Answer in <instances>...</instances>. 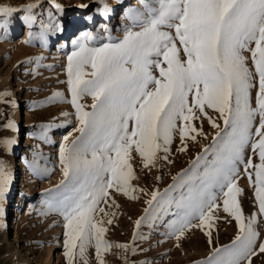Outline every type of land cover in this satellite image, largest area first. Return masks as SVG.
<instances>
[{"label": "snow or ice", "instance_id": "obj_1", "mask_svg": "<svg viewBox=\"0 0 264 264\" xmlns=\"http://www.w3.org/2000/svg\"><path fill=\"white\" fill-rule=\"evenodd\" d=\"M139 3L141 9H126L125 18L131 26L118 42L94 46L96 37L86 33L67 57L71 99L65 102L75 110L76 127L59 145L62 179L47 190L49 198L44 201L46 208L64 221L66 262L88 264L86 253L92 246L97 264H105L103 253L113 245L104 238L103 218L96 217L98 213L114 215L101 206L109 204V190L129 199H138L137 191L144 192L130 183L136 178L130 163L132 150L141 157L144 168L155 167L157 160L168 161L177 133L182 144L177 150L181 152L187 150L186 139L195 142L197 136H205L193 121L206 117L211 127L218 129L212 142L190 161L188 169L172 177L173 184L163 193H150L145 215L135 226L139 228L146 219H158L154 213L170 212L173 218L166 224L168 236L179 241L198 228L211 245L214 221L222 208L235 221L237 235L230 244L213 248L199 264H251L257 252L264 253V241L257 250V217L255 213L244 216L237 180L238 166L243 164L259 214L264 216V0ZM37 6L0 7V28L7 27L5 15L18 11L26 13L21 19L31 25ZM55 7L62 10L58 4ZM110 11L107 5L100 9L105 16ZM55 27L59 29V25ZM245 53L250 54L252 68ZM254 78L258 82L255 107L251 104ZM8 95L0 92V102ZM57 97L62 98L63 93L55 92L49 100ZM84 97L92 99L90 111L81 103ZM206 109L218 117L213 119ZM62 115L68 117L69 113ZM257 117L258 124H254ZM217 120L223 122L222 127ZM6 126L15 130L11 121ZM13 143L4 140L3 146L10 149ZM249 144L258 163H253L252 156L245 162L244 149ZM10 183L11 176L0 160V205ZM176 189L181 190L179 199L171 196ZM3 215L0 206V217ZM112 222L107 220V224ZM136 238L134 232L133 240ZM115 247L127 251L130 245ZM131 252L134 255L136 248Z\"/></svg>", "mask_w": 264, "mask_h": 264}, {"label": "rangeland", "instance_id": "obj_2", "mask_svg": "<svg viewBox=\"0 0 264 264\" xmlns=\"http://www.w3.org/2000/svg\"><path fill=\"white\" fill-rule=\"evenodd\" d=\"M101 3L109 9L116 5V13L112 18L108 16L107 20L98 19L92 25L87 24L86 18ZM134 3L135 0H102L99 3L97 0H0V7L22 9L28 4L38 5L33 9L35 20L27 34V24L21 19L26 14L23 11L15 12L10 17L5 15L3 18L8 20L7 27L0 28V92L9 93L0 102V160L5 163L11 176L5 200L0 205L4 208V215L0 217V264H67L63 254L64 221L61 216L49 211L44 201L49 198L47 190L53 189L62 179L59 145L63 137L76 127L75 110L70 103L65 102L71 99L66 83L67 57L76 50V42L71 44V36L85 29L84 36L91 29L90 33L96 37L94 46L118 42L125 28L131 26V21L125 18L126 9L142 8L140 3L139 6ZM57 4L61 6L60 13L55 7ZM56 25H59L58 30ZM14 29H17L16 32H13ZM61 40H66L63 42L66 49L58 53ZM245 55L249 57L248 65L252 68L250 54ZM253 83L256 87L251 90V104L255 107V92L258 88L255 78ZM55 92L63 93V97L49 100ZM81 103L88 106L86 110H91V97H84ZM26 110L29 116H26ZM206 111L213 119L218 117V113L213 110ZM65 112L69 113L68 117L62 115ZM10 121L15 124V130L6 126ZM217 123L223 126L222 121L217 120ZM193 124L202 129L207 138L197 136L195 142L186 139L187 150L181 152L177 150L182 147L177 133L168 154L170 162L157 160L155 167L144 168L141 157L132 150L130 163L136 178L130 183L144 192L137 191L135 195L138 199H129L114 189L109 190V204L101 206L114 215L98 213L96 217L97 220L103 218L107 229L104 238L113 245L108 252L103 253L105 264H126V260L129 264H199L207 259L213 248L230 244L237 235L235 221L223 213L222 208L217 213L219 218L214 221L211 245L208 237L198 228L186 232L179 241L168 236L166 224L173 218L170 212L154 213L158 219H146L139 228L135 226V221L145 215L144 209L148 207L145 201L150 198V193L153 190L163 193L173 184L172 177L188 169L190 161L212 142V137L218 131L211 127L206 117L194 120ZM254 124H258V117ZM4 140H14L15 143L6 149ZM22 156L27 167V179L22 178L19 166ZM249 156H252L253 163L259 162L250 144L244 149L245 162ZM238 169L237 184L242 189L238 201L245 217L256 214L258 250L259 242L264 241V216L259 214L254 188L244 173L243 164ZM200 171H203L202 167ZM180 195V189L171 193L175 199H179ZM20 196H24L21 216L16 228L11 230ZM112 200L115 204H111ZM218 203L222 205V201ZM109 218L113 221L111 224H107ZM134 232L137 233L135 240ZM118 244H128L130 247L125 251L115 247ZM132 247L136 248L134 255ZM86 259L88 264H97L94 247H88ZM251 264H264V253L257 252Z\"/></svg>", "mask_w": 264, "mask_h": 264}, {"label": "bare ground", "instance_id": "obj_3", "mask_svg": "<svg viewBox=\"0 0 264 264\" xmlns=\"http://www.w3.org/2000/svg\"><path fill=\"white\" fill-rule=\"evenodd\" d=\"M136 1V6H139V0H135ZM97 6V5H96ZM115 6L116 5H113L110 9L111 11L107 14V16L105 15H101L100 13V9L104 7V4L101 3L99 4L97 7H95L93 9V12L91 13V15L89 17L86 18V21H87V24H93L94 22H96L98 19H106L107 20V17L109 16V18H112L113 17V14L116 13V11H114L115 9ZM58 13H60V10H57ZM78 15V14H77ZM29 26L30 25H26V34L28 33V29H29ZM88 29V28H86ZM17 29H14L13 32H16ZM84 30L85 29H81L79 31H77L73 36H71L72 38V41H71V44L75 43V42H78L80 41L82 38H83V33H84ZM91 32V29L87 31V33H90ZM66 40H61L60 41V44L58 45V53H61V51H65L66 47L64 46V43ZM22 49V48H21ZM25 52V51H24ZM26 116H29V113L28 111L26 110ZM26 141L28 142L29 141V138L28 136H26ZM20 170H21V174H22V178L24 179H27V171H26V164H25V159L24 157L22 156V159L20 161ZM23 185V184H22ZM24 204V196H20L17 203H16V210H15V214H16V218L14 219V222H13V226L10 227V229H14L16 228V223L17 221L19 220L20 216H21V211H20V208L21 206Z\"/></svg>", "mask_w": 264, "mask_h": 264}]
</instances>
